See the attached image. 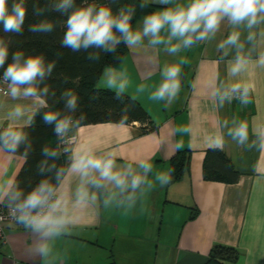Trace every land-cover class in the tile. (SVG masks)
Instances as JSON below:
<instances>
[{"label": "crops", "instance_id": "obj_1", "mask_svg": "<svg viewBox=\"0 0 264 264\" xmlns=\"http://www.w3.org/2000/svg\"><path fill=\"white\" fill-rule=\"evenodd\" d=\"M148 3L156 6L155 10L171 6L155 0ZM142 19L133 30L142 26ZM262 30L264 24L256 29L257 33ZM231 31L224 21L212 39L175 54L165 51L164 45L149 46L148 38L139 47L127 48L114 67L117 71L124 69L128 79L123 95L139 104L155 129L143 132L142 125L136 122L100 123L86 125L79 132L81 140L91 139L100 150L115 151L120 166L131 163L134 169L142 171L135 162L150 158L153 169L148 177L153 180L157 172L170 169L178 151H188L180 178L163 188L157 183L146 197L137 193L134 207L127 212V204L107 210L102 204L88 207L69 234L51 242L46 259L33 255L34 237L29 231L7 225V243L0 246V264H209V254L215 246L237 252L233 263L222 264H264V152L238 145L228 135L234 119L247 120L249 143L255 139L252 126L264 122V69L250 65L240 77H229V61L234 58L235 49L224 56L218 46ZM241 32L244 41L247 30ZM258 39L253 61L259 52H264V37ZM249 47L246 43L245 50ZM181 59L185 63L181 65L177 96L171 102L152 99L151 94L163 81V68ZM104 69L96 88L114 92L102 82ZM236 81L252 86L251 102L244 105L239 99H232L220 106L218 98L211 94L213 89ZM17 102L0 93V130L8 127L6 112ZM189 124L191 133L181 130ZM217 133L225 138L224 149L217 151L238 173L234 182L203 178L206 153L215 150L207 146L206 137ZM178 142L183 143L179 150ZM68 161L69 165V156ZM23 164V156H10L0 150V184L15 180ZM69 185L75 187L74 178ZM98 194L102 202L104 194Z\"/></svg>", "mask_w": 264, "mask_h": 264}, {"label": "clouds", "instance_id": "obj_2", "mask_svg": "<svg viewBox=\"0 0 264 264\" xmlns=\"http://www.w3.org/2000/svg\"><path fill=\"white\" fill-rule=\"evenodd\" d=\"M161 5H171L155 10L143 16L142 26L133 30L132 19L135 12L133 6L122 7L114 14L110 6L88 3L81 0H47L44 7L33 5L32 14L43 17L45 13H59L63 20L41 19L28 26V31L38 34H50L57 26L64 29L60 41L62 48L72 52L89 49H99L104 52H114L121 42L128 48L142 45L148 38L149 46L164 45L165 51L175 54L181 49H189L198 42L212 39L222 22L227 21L232 31L219 44L224 56L230 49H235L234 58L229 61V77H240L246 73L250 65L264 69V52H259L255 61L252 54L259 47V37H264V30L257 33L256 29L264 24V0H187L179 3L176 0H155ZM148 0L140 5L147 6ZM27 0H0V27L5 34L22 36L25 20L28 16ZM247 30L244 41L241 40V30ZM118 34V35H117ZM250 47L245 50V44ZM9 44L0 38V85H6L2 91L4 96L12 101L6 119L10 121L7 128L0 130V150L14 156L21 146L22 155L30 154L31 142L25 127H31L35 116L41 107L46 106L45 100L49 93L47 80L52 77L56 67L55 61L46 62L43 54H28L24 51L11 53L9 61ZM89 60H98V55L89 54ZM181 59L179 63L166 65L161 72L163 81L151 94L155 100L171 102L180 90ZM102 82L109 90H114L117 98L124 92L128 79L124 69L117 71L112 66H106L102 74ZM65 78L64 83H67ZM43 85V87H41ZM143 89L144 85L140 86ZM252 86L246 82H232L215 87L212 96L218 98L220 106L225 101L236 98L241 104L251 102ZM55 96V92H51ZM66 113L58 110L45 111L42 120L52 126L56 138L65 146L62 151L68 154L70 164L57 168L55 164L47 165V160L38 166L40 174L54 172L56 183L50 179H42L26 194L14 179L0 184V204L8 209V217L16 224L29 231L33 237V255L46 259L51 251V242L58 237L69 234L81 219V214L90 206L134 207L137 193L147 195L158 183L160 188L171 182L172 169L157 172L154 180L149 179L153 164L150 158L136 161L137 171L131 163L120 166L117 164V153L112 150H100L94 140H81L79 132L85 127L86 117H74L78 107V95L71 89L61 93ZM32 100L31 105L21 101ZM22 121V124L16 122ZM121 125L125 121L120 122ZM229 129L228 135L238 145H247L249 149L256 148L264 152V122L252 126L251 134L255 137L249 143L250 125L247 120L236 122ZM2 127V126H0ZM182 131L191 133V125ZM75 132V135L69 133ZM207 146L215 150H223L225 138L223 134H213L206 137ZM182 142L176 144L179 150ZM60 151L42 149V155L56 159ZM74 178L75 187L69 185ZM96 189L97 191H90ZM98 193H103L100 201Z\"/></svg>", "mask_w": 264, "mask_h": 264}, {"label": "trees", "instance_id": "obj_3", "mask_svg": "<svg viewBox=\"0 0 264 264\" xmlns=\"http://www.w3.org/2000/svg\"><path fill=\"white\" fill-rule=\"evenodd\" d=\"M11 2V0H10ZM88 3L110 6L114 14L120 8L133 6L135 9L131 21L134 27L135 23L144 15L153 12L157 7L147 3V6L141 8L142 0H87ZM77 5L81 0H76ZM28 16L25 20L24 33L22 36L5 34L0 27V38H4L9 44V61L11 62V53L15 51H24L28 54H43L46 62L55 61L56 67L53 70L52 77L47 80L50 93L44 98L45 107L40 109V113L35 116L34 123L31 127H25L31 142L30 154L25 158L22 153V145L16 153L23 156L24 164L15 178L16 183L25 194L35 187L42 179H50L56 183L54 172L45 171L40 174L38 166L41 162L47 160V165L55 164L57 168L67 167L68 154L61 153L53 127L46 125L42 120V114L49 110H58L66 113L64 100L61 93L71 89L78 95V107L73 114L74 117L84 115L86 117L84 124L114 123L125 125L134 122L142 125L143 132L155 129L149 117L144 110L131 98L121 95L117 98L115 92L96 88V82L106 66L115 67L127 53V45L120 43L116 46L114 52H104L99 49H89L88 51L72 52L70 49L62 48L60 41L64 29L57 26L50 34H38L29 32L28 26L36 23L41 19L63 20L65 17L59 13H45L43 17H36L32 14L33 5L41 7L46 6L47 0H27ZM118 35V34H117ZM98 55V60H89V54ZM67 78V83H64ZM43 87V85H41ZM55 92V96L51 92ZM56 149L60 155L56 159L48 158L42 155L43 148ZM188 161V151H178L170 163L171 181L178 180L182 170ZM203 178L205 180H216L221 182H234L238 178V173L227 158L217 150H209L206 153L203 164ZM237 252L233 248L215 246L209 254V264L233 263L236 259ZM115 264V263H111Z\"/></svg>", "mask_w": 264, "mask_h": 264}, {"label": "built area", "instance_id": "obj_4", "mask_svg": "<svg viewBox=\"0 0 264 264\" xmlns=\"http://www.w3.org/2000/svg\"><path fill=\"white\" fill-rule=\"evenodd\" d=\"M6 87V85H0V93H2V91L5 90ZM64 146L65 145L62 144L60 141L58 142V147L61 153H64L62 151ZM7 225L20 226L16 224L10 217H8V209L4 206V204H0V246H4L7 243L5 236V226Z\"/></svg>", "mask_w": 264, "mask_h": 264}, {"label": "rangeland", "instance_id": "obj_5", "mask_svg": "<svg viewBox=\"0 0 264 264\" xmlns=\"http://www.w3.org/2000/svg\"><path fill=\"white\" fill-rule=\"evenodd\" d=\"M176 2H179V3H187V0H176Z\"/></svg>", "mask_w": 264, "mask_h": 264}]
</instances>
